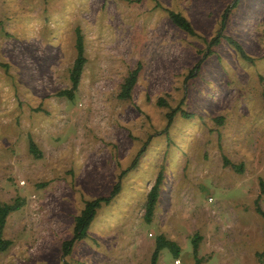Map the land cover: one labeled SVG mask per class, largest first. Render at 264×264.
Here are the masks:
<instances>
[{"label": "rangeland", "instance_id": "374dc122", "mask_svg": "<svg viewBox=\"0 0 264 264\" xmlns=\"http://www.w3.org/2000/svg\"><path fill=\"white\" fill-rule=\"evenodd\" d=\"M75 27L85 61L67 97ZM263 90L264 0H0V203H18L0 264H148L159 234L175 247L155 264H264ZM116 182L64 252L84 202Z\"/></svg>", "mask_w": 264, "mask_h": 264}, {"label": "trees", "instance_id": "16d2710c", "mask_svg": "<svg viewBox=\"0 0 264 264\" xmlns=\"http://www.w3.org/2000/svg\"><path fill=\"white\" fill-rule=\"evenodd\" d=\"M234 1H236V0H234ZM167 13H168V17H169L170 21L173 22L177 27L185 30L186 32H188L190 34L194 33L191 25L188 22V20L183 15H181L179 12H175L173 10L168 9ZM216 40L217 39H212L211 41H209V43L213 44L216 42ZM229 42L232 45H234L235 49H237L238 51H240L242 53L241 47L239 46V44L236 41H234L233 39H229ZM73 46H74V56L72 59V63H71L69 72H68V78L70 81V85L67 88H63V89L58 90L56 92L57 95H65L67 97H70L73 94L74 90L76 89L79 78H80L82 67H83V64L85 61V56L83 53L82 35H81V33L77 27L74 28ZM194 68H195V66L193 68H191V70ZM139 69H140V63L137 61L135 63V65L127 71L126 75L124 76L122 82L119 85V90L116 94L118 98H128L130 96V92H131L133 84L136 81V76L138 74ZM261 96L264 99V90L261 92ZM180 98L181 99L179 102L182 103L183 98H184V94H182V96ZM157 102L158 103H164V100L161 97H158ZM262 106L264 109V100H263ZM184 113L186 114V112H184ZM171 115H172L171 111L166 112V116H167V123L166 124H168L170 122ZM218 118L219 117H216L215 119H218ZM28 149L32 153L38 154V150H37L33 140L30 137H28ZM222 159H223L224 163L228 162L224 156H222ZM233 165H236V164H233ZM239 168H241L240 165H238V169ZM159 182H160V173L157 172L153 183L150 185V187L148 188V190L146 192L145 202H144V211H143V216L145 218H149L152 211H153V208H154V205L156 202L157 193H158ZM118 187H119V184H118V182H116L113 184V186L110 189L109 194L107 196L96 197L94 199L86 200L84 202L83 208L80 210L79 214L75 216L72 236L69 239H66L62 242V249L64 252L68 251L72 241L81 235V233H82L81 229L83 226H86L88 224V222L90 221V219L94 213V208L99 204L100 201H107L108 198L111 197L118 190ZM262 193H264V176L258 178V193H257V195L253 201L254 210L264 218V212L260 208L259 203H258L259 197ZM17 204H18L17 201H13L12 203H0V251L4 250L11 242L8 238H3L1 236V230L3 228L4 222H5V217H6L7 213L10 212L11 210H14L15 208H17ZM263 239H264V231H263ZM162 246H168L172 250H174L175 243L172 240L163 238L159 234L157 239L154 242V246H153V249L151 251L148 264H155V260H156L157 254H158V250ZM196 248H197L196 238L193 237L192 238V250L195 251ZM261 252L264 253V241H263V246H262ZM198 263H199V261L197 259H195L192 264H198ZM61 264H65V262L62 261Z\"/></svg>", "mask_w": 264, "mask_h": 264}, {"label": "crops", "instance_id": "0c3cea01", "mask_svg": "<svg viewBox=\"0 0 264 264\" xmlns=\"http://www.w3.org/2000/svg\"><path fill=\"white\" fill-rule=\"evenodd\" d=\"M231 163H234V162H231ZM149 187H150V185L148 186V188H149ZM148 188H147L146 191H145V196H146V192H147ZM158 189H159V184H158Z\"/></svg>", "mask_w": 264, "mask_h": 264}, {"label": "built area", "instance_id": "2783aa9c", "mask_svg": "<svg viewBox=\"0 0 264 264\" xmlns=\"http://www.w3.org/2000/svg\"><path fill=\"white\" fill-rule=\"evenodd\" d=\"M21 182H22V181H21ZM175 261H177V259H176Z\"/></svg>", "mask_w": 264, "mask_h": 264}]
</instances>
